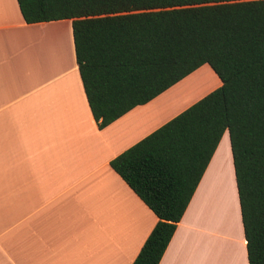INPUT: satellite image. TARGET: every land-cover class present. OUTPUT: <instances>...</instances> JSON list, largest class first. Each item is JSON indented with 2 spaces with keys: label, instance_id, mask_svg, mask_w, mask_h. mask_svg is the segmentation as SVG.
Segmentation results:
<instances>
[{
  "label": "crops",
  "instance_id": "obj_1",
  "mask_svg": "<svg viewBox=\"0 0 264 264\" xmlns=\"http://www.w3.org/2000/svg\"><path fill=\"white\" fill-rule=\"evenodd\" d=\"M203 65L98 128L70 19L26 23L0 0V264H130L156 216L108 162L220 84ZM225 131L157 264H247Z\"/></svg>",
  "mask_w": 264,
  "mask_h": 264
},
{
  "label": "trees",
  "instance_id": "obj_2",
  "mask_svg": "<svg viewBox=\"0 0 264 264\" xmlns=\"http://www.w3.org/2000/svg\"><path fill=\"white\" fill-rule=\"evenodd\" d=\"M26 23L70 19L102 128L206 64L220 84L109 160L156 216L130 264H157L226 130L247 264H264V0H15Z\"/></svg>",
  "mask_w": 264,
  "mask_h": 264
},
{
  "label": "rangeland",
  "instance_id": "obj_3",
  "mask_svg": "<svg viewBox=\"0 0 264 264\" xmlns=\"http://www.w3.org/2000/svg\"><path fill=\"white\" fill-rule=\"evenodd\" d=\"M204 67V69L205 68H208L209 66L208 65H203ZM207 66V67H206ZM209 69V68H208ZM202 80V79H206L207 80V82L205 83L204 81H200V79ZM212 78H214V77H212L211 75L210 76H202V77H198V79H197V77H193L192 79H189V81H187V83H185V84H187V85H185V87H181V89H179V91H177V95H178V93H182L183 91V89H185V91L188 89V88H190V87H192V86H194V87H192V88H194V93L192 92L191 94H190V96H189V98H186V100L183 102V103H186V102H189V101H191V100H193L195 97H196V95H198L200 92H202V91H204V89H207V88H210L211 86H212V84L215 82L216 83V80L214 79H212ZM217 78V77H216ZM191 85V86H190ZM183 88V89H182ZM198 100V99H197ZM196 101V99L194 100V101H192V103L193 102H195ZM191 103V104H192ZM190 105V104H189ZM227 140V143H228V135H227V131H225V133H224V137H223V139L222 140ZM222 144H223V141H222Z\"/></svg>",
  "mask_w": 264,
  "mask_h": 264
},
{
  "label": "bare ground",
  "instance_id": "obj_4",
  "mask_svg": "<svg viewBox=\"0 0 264 264\" xmlns=\"http://www.w3.org/2000/svg\"><path fill=\"white\" fill-rule=\"evenodd\" d=\"M191 86V85H190ZM192 87H194V86H192ZM192 87H190V88H188L187 90H186V92L185 91H183L182 93L184 94V93H187L186 95H188L189 93L191 94L193 91H194V88H192ZM177 89V88H176ZM183 89V88H182ZM189 91V92H188ZM182 93H178V95L180 94L181 96H185V94L183 95ZM194 93V92H193ZM179 95V96H180Z\"/></svg>",
  "mask_w": 264,
  "mask_h": 264
}]
</instances>
